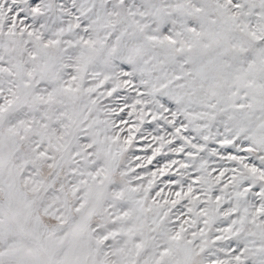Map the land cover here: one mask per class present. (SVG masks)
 <instances>
[{"label":"snow or ice","instance_id":"obj_1","mask_svg":"<svg viewBox=\"0 0 264 264\" xmlns=\"http://www.w3.org/2000/svg\"><path fill=\"white\" fill-rule=\"evenodd\" d=\"M0 264H264V0H0Z\"/></svg>","mask_w":264,"mask_h":264}]
</instances>
